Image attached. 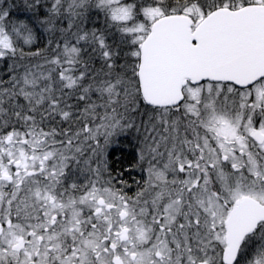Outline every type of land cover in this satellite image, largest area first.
Instances as JSON below:
<instances>
[{"label":"snow or ice","instance_id":"snow-or-ice-1","mask_svg":"<svg viewBox=\"0 0 264 264\" xmlns=\"http://www.w3.org/2000/svg\"><path fill=\"white\" fill-rule=\"evenodd\" d=\"M0 264H264V0H0Z\"/></svg>","mask_w":264,"mask_h":264}]
</instances>
